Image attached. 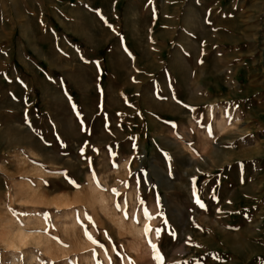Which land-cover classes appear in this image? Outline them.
Returning a JSON list of instances; mask_svg holds the SVG:
<instances>
[{
  "label": "rangeland",
  "instance_id": "1",
  "mask_svg": "<svg viewBox=\"0 0 264 264\" xmlns=\"http://www.w3.org/2000/svg\"><path fill=\"white\" fill-rule=\"evenodd\" d=\"M251 1L209 11L207 76L228 84L226 107L198 102L179 123L144 0H0V264H264V0Z\"/></svg>",
  "mask_w": 264,
  "mask_h": 264
},
{
  "label": "crops",
  "instance_id": "2",
  "mask_svg": "<svg viewBox=\"0 0 264 264\" xmlns=\"http://www.w3.org/2000/svg\"><path fill=\"white\" fill-rule=\"evenodd\" d=\"M90 1L91 4H101L100 0ZM225 1L144 0L145 7L152 15L150 20L144 24L147 51L150 53L154 47L155 70L159 69L160 72L163 71V58L167 56L170 73L168 90H170L173 106L176 107V122L198 121L196 118L200 106L198 102H218L219 107H226L223 100H226L228 96L226 93L228 84L220 81L210 82L207 76V63L211 57L207 53L206 44L210 39L209 11L212 8L242 10L247 7V4H250V7H256L258 2L230 0L225 5ZM90 8L95 10V17H97V11L102 7L91 5ZM168 10H171L170 13L167 12ZM228 35L232 37L236 36V33L230 32ZM227 42L229 41H224L228 44ZM170 43L174 47L169 53L167 47ZM216 48L219 49V46L216 45ZM233 48L235 52L241 51L240 45ZM217 57H220L219 52H217ZM221 67L222 65L218 67L217 73L226 74V66L223 69ZM230 71L233 73L231 69ZM230 86L235 87L236 83L230 82ZM178 128L181 129L180 126ZM182 153L186 152L182 151ZM186 154L190 153L187 151Z\"/></svg>",
  "mask_w": 264,
  "mask_h": 264
},
{
  "label": "bare ground",
  "instance_id": "3",
  "mask_svg": "<svg viewBox=\"0 0 264 264\" xmlns=\"http://www.w3.org/2000/svg\"><path fill=\"white\" fill-rule=\"evenodd\" d=\"M221 125V127H222V124H220ZM101 203L102 204H105V199H103L102 197H101ZM104 207V206H103ZM123 220H119V223L122 225L123 224ZM135 228V230H136V232H137V234H139V235H142V229L141 228H138V227H134ZM25 234H20V240L21 241H24V239L26 238L25 236H24ZM27 239V238H26Z\"/></svg>",
  "mask_w": 264,
  "mask_h": 264
},
{
  "label": "snow or ice",
  "instance_id": "4",
  "mask_svg": "<svg viewBox=\"0 0 264 264\" xmlns=\"http://www.w3.org/2000/svg\"><path fill=\"white\" fill-rule=\"evenodd\" d=\"M113 191H115V190H113ZM197 202L199 203V200H197ZM201 206H203V205H201ZM119 207H120V205L119 204H117V208L119 209ZM125 218L127 219V213H125ZM147 230H151L150 228H148ZM153 247H155V246H153ZM158 259L160 258V257H157Z\"/></svg>",
  "mask_w": 264,
  "mask_h": 264
}]
</instances>
